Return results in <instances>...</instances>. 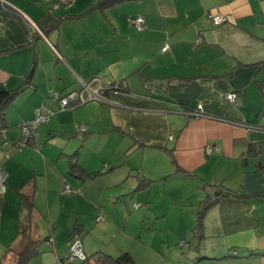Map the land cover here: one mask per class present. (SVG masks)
Instances as JSON below:
<instances>
[{"label": "crops", "instance_id": "1", "mask_svg": "<svg viewBox=\"0 0 264 264\" xmlns=\"http://www.w3.org/2000/svg\"><path fill=\"white\" fill-rule=\"evenodd\" d=\"M53 1L0 0L19 13L29 29L26 33L17 18L0 8V91L24 85L6 106L8 128L0 133V172L6 178V189L0 191V224L5 216V227L17 235L26 214L18 209L17 188L27 179L23 191L33 193L36 209L31 236L35 238L33 228L40 230L43 215L50 227L42 221L46 230L41 237L51 233L53 250L56 233L66 237L75 225L86 229L97 216L99 221L117 222L130 211L128 204L114 201L137 185L138 172H151L143 162L151 153L145 152L168 154L135 145L160 142L191 173L173 175L198 183H183L172 198L197 188L200 192L195 202L192 198L194 211L185 213L179 203L177 225L166 226L164 232L171 236L159 242L166 253L158 250L156 257L171 255L179 245L184 256L176 254L170 264H264L263 197L226 198L207 211L203 237L188 239L201 200L214 194V187L204 188V183L239 194L264 192V0H135L112 6L105 14L64 19L58 29L44 32L57 17L80 14L97 0H82V8L74 12L69 10L78 0L55 9ZM70 2L72 6L64 8ZM210 14L227 20L214 25ZM137 16L144 19L141 30L131 22ZM33 33L34 45L13 50ZM34 54L37 61L28 78ZM190 76L198 78L186 84L177 78ZM83 82L93 88L101 85L103 98L62 108L47 93L79 90ZM230 93L233 99L227 97ZM36 111L44 116L36 138L15 148L10 141L19 137V123L31 120ZM80 125L84 134L77 132ZM75 152L89 171L115 168L94 179L69 176L67 158ZM163 159L168 160L166 154ZM205 163L213 174L202 169ZM68 184L71 190L64 193ZM149 192L150 187L129 200L153 204ZM78 208L83 218L73 217ZM153 208L154 218L165 215ZM141 210L149 214V209ZM89 229L81 233L87 253H114L102 246L103 240L97 245L85 240ZM185 243L188 251L183 253ZM140 255L141 264H154L155 257L147 251Z\"/></svg>", "mask_w": 264, "mask_h": 264}, {"label": "trees", "instance_id": "2", "mask_svg": "<svg viewBox=\"0 0 264 264\" xmlns=\"http://www.w3.org/2000/svg\"><path fill=\"white\" fill-rule=\"evenodd\" d=\"M132 1H135V0H97L94 3H91L90 6L84 12L80 14L65 15L64 17H57L49 26L44 27L43 31L46 32L48 30L58 29L60 22L64 19L82 18L95 11L101 14H105L106 10L112 6L120 5L126 2H132ZM66 3H68V1ZM0 8L6 13L7 16L17 18L25 26L26 33L29 32L28 31L29 29L26 27L25 21L23 20L22 16L19 13H17L14 9H11L10 7L2 3L0 4ZM31 36H32L31 39L30 38L28 39L25 37L23 41L16 43L13 50L25 48L27 46H30L29 44L34 45V40H35L36 35L35 33H33ZM36 61H37V57L34 54L32 61H31L30 74L28 75V78L31 77V73L36 65ZM260 62L263 64L264 60ZM177 78L180 83L186 84L190 80H195L198 77L190 76V77H183V78L177 77ZM114 86L117 88H121L119 84L118 85L114 84ZM23 89H24V85L14 90L0 91V126H1L0 133L1 134L4 133V131L7 130L8 128L5 108L8 104L12 102V100L18 94L21 93ZM73 91H79V90L76 89ZM58 94L65 95L66 93L64 94L58 93ZM78 103L79 102L72 103L73 104L72 107H74ZM22 123L23 122L19 123L18 125L19 130H20L19 137L15 139L14 141L13 140L10 141L17 149L24 145H28L31 140H34L36 138V135H37L36 128L32 132L31 131L28 133L23 132L22 127H21ZM77 132L84 134V131H81L79 128L77 129ZM83 134L79 135V137H82ZM138 147H149V148L163 149L165 151H168V153L172 155L171 162L173 163L174 168H175L174 173L181 171L183 172L182 175L184 176L191 175L190 172L184 171L176 163V160L173 157V150L171 148L168 149L164 143H160V142L138 143L135 145L134 149ZM66 164H67V173L69 174V176H74L79 179H94V178L100 177L110 172L111 170L115 168V166H112V167L103 166L104 168L89 171L84 167L83 163L79 160L77 152L72 153L68 156ZM256 166L257 168H261L260 162L258 160L256 162ZM138 176L139 178L137 181V185L130 192L119 196L117 200L114 201V202L128 204L129 205L128 210L130 212L133 209L140 207L142 204L146 205L145 209L149 208L148 207L149 202L147 203L143 201L142 203L141 202L138 203V201H132L131 203H129V198L132 197L133 194L140 192L141 190H146L150 187V182H149L151 180L150 178H148L147 176H145L144 174L140 172H138ZM28 181H30V179H27L25 182L22 183L21 186L17 188V193L19 195L18 196L19 204L17 206H18V209L25 211L26 214H25L24 220L20 221V227H19L16 237L7 244L5 251L1 256L2 261L0 264H29L30 259L33 256L41 252L42 245L45 244L47 248L51 246L53 248L54 246L51 233H48L47 235L41 238H33L31 236L30 227L32 225V215L36 209L34 206L33 193L32 192L26 193L23 191V187ZM205 186H213L214 194L213 195L206 194L205 197L200 202V205L197 211V216H196V224H195L194 229L192 230L193 233L195 234V237H200V238L203 237V224H204L203 222H204V217L207 211L213 206L223 202L226 198L228 197H236V198L263 197L264 198V192L239 194L236 191L224 189L221 185H212V184L204 183L203 187L205 188ZM65 187H68V188L63 189L64 193L71 190L69 184L65 185ZM5 189H6V178L4 179L2 189L0 187V191L3 192L5 191ZM96 218H98V216ZM82 232H83L82 225H75L70 230L66 238L67 245H66L65 253L64 255H59L56 253L57 256H56L55 264H63V263L67 264L66 256L70 253V247L72 244L75 243V241L78 243V247L81 250L82 257L75 258L72 264H83L89 261L92 262L93 264H135L131 254L127 250H119L118 253L115 255L105 252L103 250H96L94 252L87 253L85 249L83 248V237L81 234ZM195 248L197 250V247ZM232 251L233 250L230 249L228 253L231 254ZM232 254L235 255V253H232ZM201 258H204V257H201Z\"/></svg>", "mask_w": 264, "mask_h": 264}, {"label": "rangeland", "instance_id": "3", "mask_svg": "<svg viewBox=\"0 0 264 264\" xmlns=\"http://www.w3.org/2000/svg\"><path fill=\"white\" fill-rule=\"evenodd\" d=\"M82 0H78L74 3V6L69 10L71 12H74L76 10H80L82 8L81 4ZM84 1V0H83ZM63 4V3H62ZM68 6H72V3L70 2L68 5H65L64 8H67ZM73 80V79H72ZM81 81H79V84ZM168 149H170L168 147ZM89 151V150H88ZM151 153V159L149 157H144L143 162L147 165L149 168V171L147 173L144 171L145 174L151 179L150 182V192L149 197L151 201H153V204L148 205L149 208V214L144 215V211L141 209L146 208V205L142 204L140 207L132 210L130 213L125 210L124 216H119L117 219V222L114 220H102L99 221L98 218L95 220L97 221H89L90 223H87L88 226L91 227L89 229L90 235L85 237V240L88 241H94L93 245H97V240H103L105 243L102 244V246H106L109 251H113L116 254L118 249H126L132 252L134 261H138L141 264V257L140 252H148L151 256H154V264H170V262H175L177 260L176 254L180 256H184L181 253V248L179 245H176L171 255L162 258L161 256L158 258L156 257L155 252L162 251V254L166 253V248L164 246L160 245V241L168 240V237L171 236V233H165V228L172 227L175 223L177 225V218L179 213H182L180 206L185 205V213H189L190 211H194L196 205L192 202L196 201L194 198H196V195L200 192V190L197 188L193 191H188L182 198H172V193L174 191H178L180 187H184L183 183H189L193 186H198V183L195 180L185 179V178H179L177 175L174 174V165L171 162V159L169 153L167 154L164 151H161L159 154L158 152L148 150L145 152V155ZM166 154L168 160L163 159V155ZM90 158H92L90 154ZM177 163V161H176ZM221 167V166H220ZM218 167V169L220 168ZM203 170H207L209 174H213L211 171V166L209 164H204L202 167ZM144 170V169H143ZM178 174H183V172L178 171ZM136 174V172H135ZM135 174L132 176L135 178ZM103 178V177H102ZM104 179V178H103ZM123 188V187H122ZM129 188V187H128ZM193 198V201H192ZM132 202V199L129 200V203ZM180 203V206H179ZM178 204V205H177ZM82 205V202H81ZM154 208L157 210V213H165L163 217L154 218V214L152 213L151 208ZM79 207V206H78ZM114 207V206H111ZM81 208V207H80ZM80 208L77 209L75 215L73 217L75 218H83L84 214L79 213L81 210ZM153 208V210H154ZM118 209V208H113ZM40 218V230L36 231V228H33L32 231L34 233L35 238L41 237V235L45 234L46 230V224L44 227L45 220L47 222V219L42 215L39 216ZM5 216H3V220L0 224V263L2 261L1 256L5 251V248L7 244L12 241L16 235L11 229H7L5 227L6 220ZM43 223V225H42ZM47 226L50 227V223L47 222ZM86 229H83V234H85ZM51 230V228H50ZM56 232L59 231L55 230ZM56 237L58 240L57 248L54 250L52 249V246L50 248H47L44 245L41 247V252L35 256H33L29 264H55L56 262V253L59 255H64L67 245V236L62 237L59 236L58 233H56ZM85 236V235H84ZM195 238L193 232L191 231L190 235H188V239ZM189 241V240H188ZM196 241V240H195ZM151 244H155L152 246ZM93 245H90L89 250H93ZM182 248L183 253L187 250L186 243L183 245ZM43 248H46L45 251ZM173 247H169V249H172ZM165 252V253H164ZM175 253V256L172 255ZM137 255L139 257H137ZM88 264V262L83 263Z\"/></svg>", "mask_w": 264, "mask_h": 264}, {"label": "built area", "instance_id": "4", "mask_svg": "<svg viewBox=\"0 0 264 264\" xmlns=\"http://www.w3.org/2000/svg\"><path fill=\"white\" fill-rule=\"evenodd\" d=\"M67 1L68 0H57V1H53L52 3H50V5H51L52 9H55V8L59 7V3H66ZM209 16H210V19L214 25H220L224 21L227 20V17L222 16V15H211L210 14ZM131 22H132L133 27L136 30H141L144 19L142 16H137ZM163 49H165V48H163ZM100 89H102L101 85H99L97 88H93L91 86V83L83 82V85L80 87L79 91H73L72 90V91H69L68 93H66L65 95H60L56 91L51 90V89L48 90L47 92L51 97H53L59 101V104L62 108H66V107H71L73 105L72 103H75V102L84 103L90 99H101V98H103ZM227 97L230 99H233L234 93L227 94ZM43 118H44V116H42L38 111H36L33 119L25 121L22 123L21 127H22L23 132L28 133L30 131L31 132L34 131L37 124ZM78 128L81 131H85V127L83 125H80ZM4 179H5V175L0 172V187H1V189L3 187ZM66 188H68V187H65V189ZM77 257H82V253L78 247V243L75 241V243L72 244L70 247V253L66 256V263L72 264L73 260ZM63 261H64V259H63Z\"/></svg>", "mask_w": 264, "mask_h": 264}]
</instances>
